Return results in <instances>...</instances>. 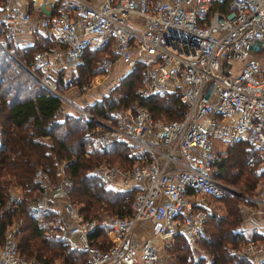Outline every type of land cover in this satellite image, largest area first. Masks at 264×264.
I'll return each mask as SVG.
<instances>
[{"label": "built area", "instance_id": "2783aa9c", "mask_svg": "<svg viewBox=\"0 0 264 264\" xmlns=\"http://www.w3.org/2000/svg\"><path fill=\"white\" fill-rule=\"evenodd\" d=\"M33 33L53 45L33 52L36 72H29L62 102L51 74L74 68L85 49L109 47L114 58L102 56L99 69L118 63L130 70L139 63L140 93H174L183 107L176 119L136 104L99 119L65 101L75 115L96 122L99 149L123 144L134 155L126 167L101 161L89 173L105 189L133 192L128 216L106 218L114 234L103 248L90 239L96 220L83 218L67 198L72 181L64 162L54 164L52 176L48 166L36 167L37 203L43 207L49 193L65 197L60 235L84 264H158L153 239L133 234L141 222H148L153 238L178 232L193 248L208 211L205 199L226 190L213 174L222 157L214 142L244 143L264 167V0H2L0 49L11 55V47ZM245 198L240 231L248 215L264 212V181ZM16 229L9 224L2 234L0 264H39L18 253ZM232 252L264 255V242L249 237Z\"/></svg>", "mask_w": 264, "mask_h": 264}, {"label": "trees", "instance_id": "16d2710c", "mask_svg": "<svg viewBox=\"0 0 264 264\" xmlns=\"http://www.w3.org/2000/svg\"><path fill=\"white\" fill-rule=\"evenodd\" d=\"M52 45L49 39L33 33L32 43L12 46V51L20 56V62L29 69L9 56L0 58V239L5 228L12 223L11 218L23 215L27 222L17 229V250L20 255L32 258L39 264H56V260L61 264H84L81 253L70 247L65 239L48 234L45 227L39 224L37 218H46L48 213L43 210L35 213L29 205L32 195L41 190L40 184L33 178V169L37 166L51 168L55 160H62L65 164L64 171L72 181L68 196L79 204L78 211L83 218L95 219L94 215L100 213L95 212L94 207L97 208L96 211L123 217L130 214L129 202L133 191L115 192L105 189L94 176L85 171L101 161L109 162L108 157L112 155L119 164L126 167L132 162L134 155L123 144H112L99 149L95 137L97 124L94 120H86L67 111L60 116V98L29 72L30 69L36 70L32 61L33 52ZM28 49L32 50L30 58L26 53ZM101 53V56L97 55ZM104 55L114 58L109 47L101 50L85 49L79 57L77 66L80 77L75 83L79 84L82 77L100 73L97 62ZM138 76L144 82L142 66L136 63L120 78L122 90L116 101H95L88 108H83L93 117L106 118L115 107L135 103L145 106L153 116L163 114L168 119L178 118L183 107L176 95L161 93L143 96L136 84ZM54 84L59 88L62 86V75L59 72L55 75ZM242 144L243 147L231 145L227 148L224 156L222 154L221 160L215 164L213 174L217 179H222L220 173L223 163L227 162L228 166L233 164L235 169L230 172L233 180L239 181L243 175V180L240 181L245 189L251 190L259 175L253 168L257 163V152ZM225 174H229L226 168ZM13 186L23 190V199L17 208L10 207L9 211H5L8 190ZM220 201L225 206V214L207 212L202 222L203 228L195 240L207 255V261L201 257L193 258L183 238L176 234L171 244L176 264H252L246 257L232 252L245 241L237 229L240 197L231 195ZM95 220L97 225L90 239L105 248L109 242L102 228L108 225L103 217ZM16 234L17 232L15 236ZM258 238L260 242H264V234ZM259 264H264V259Z\"/></svg>", "mask_w": 264, "mask_h": 264}, {"label": "rangeland", "instance_id": "374dc122", "mask_svg": "<svg viewBox=\"0 0 264 264\" xmlns=\"http://www.w3.org/2000/svg\"><path fill=\"white\" fill-rule=\"evenodd\" d=\"M31 52H32V50H30V49H28V52L26 51V53L29 54V58H30ZM97 55L101 56L102 53L97 54ZM8 56L11 57V59L13 61L15 60L22 67H24V68L26 67L25 65H23L22 62H20V60H19L20 56H18L14 51H12V47H11V55L5 53L4 51H2L0 49V58H4V57H8ZM78 63H79V61H78ZM77 64L75 65L74 68H71L68 70H61V69L56 70L54 73L51 74V76H52L51 82L54 81L55 75L57 72H59L62 75V86H61V88L57 87L56 84H54V86H56V90H55L56 93L64 99L63 102H62V100H60V104H61V109H60V113H59L60 116L65 111L73 113V110L71 109V107L69 105H67V103L65 101H69L71 104H76V105H79L82 107L84 106L87 108L89 105H91L95 101H100V102L101 101H109V100L116 101L120 95L121 90H122L121 83L119 82V80L121 77L126 75L127 72H129L131 70V69L130 70L124 69V67L118 63L112 64L106 70L99 69L100 73H97V74L92 75V76H88L86 78L82 77L79 80V84H78V83H75L77 78L80 77L79 67L77 66ZM262 66H263V75H264V58H262ZM25 69H29V68H25ZM35 72H36V70H35ZM115 76H118L119 79L117 80ZM144 82H145V80H144ZM144 82L141 79V76H138V79L136 80L138 90H140L144 86ZM134 105H135V103H132V104H128L127 106H134ZM136 105H138V104H136ZM121 107H125V106H121ZM118 108H120V106L115 107L114 110H116ZM114 110H111L109 113L111 114ZM110 114L106 118H101L98 116H96L95 118L108 119L110 117ZM158 116L162 117L163 119L169 118L163 114L158 115ZM214 144H215V147L221 151L223 156H224V153H226L227 148L231 145H233L232 147L235 146L236 148L241 147V146L243 147L242 143H237V144L234 143L231 145H225L221 142L215 141ZM256 157H257V163L253 168H254L255 172L259 173V175L255 179V182L253 184V188L251 190L245 189L244 188L245 186L242 184V181H240L241 179L243 180V175L241 178H239V181H238V179L235 181L233 180V176L230 173L235 169V166L233 164L231 166H228V163L224 162L222 169H221L220 176L222 177V179L220 178L219 180L226 187V190L223 191V194H222L220 199H223L225 197H229L231 195H236L237 197H240V201L238 203L239 219L241 218V215L243 212V211L241 212L240 206L243 203H248V200L245 198V196H249V195L254 194L255 189L258 187V185L261 182L263 183V181H264V167L260 163V157L258 156V154H256ZM108 158L110 160L109 163H118L116 161V158H114L113 155L109 156ZM59 161H62V160H59ZM59 161L55 160V162L53 163V167L50 168V172H51L50 175L51 176L54 172V168H55L54 164L58 163ZM104 162H108V161H104ZM121 166H123V165H121ZM35 168L33 169V172H34ZM91 168H88L85 171L86 174L91 175L89 173V170ZM225 168L229 174H225ZM32 175H33V173H32ZM112 191H114V190H112ZM115 192H118V191H115ZM120 192H127V191H120ZM8 194H9L8 202L4 208L5 211H9L8 209L10 207L11 208H17L19 202H21V200L23 199L24 192L20 187L13 186V187L9 188ZM38 195H39V193H35L34 195H32L31 200L29 202L30 207L32 206L35 213H38L40 210L47 211V213H48L46 218H42V217L37 218L39 224H41L42 226L45 227L44 229L46 230V232H48V234L51 233L53 235L59 236L60 238H63L60 235V230L62 228V224L65 222V218L63 216V211H62V203L64 202L65 197L61 198V196H58V198L54 199L52 194L50 196V193H49V195H48L49 198L46 200L45 205L42 207L41 205H39L37 203ZM12 196H15L13 202L10 201V198ZM67 198H68V200H70L69 196H67ZM220 199L214 200L211 198H206L205 202L207 203V206H208L207 212H215L216 214L224 215L225 214V206L220 201ZM72 200H70L71 203L78 209L79 204L76 203L74 200L73 201ZM96 209L97 208L94 207V211L97 213H100V214L94 215L95 219L99 220L103 217L106 220L107 217L113 216V215H110L104 211H102V212L99 210L96 211ZM89 215H91V214H89ZM14 217L11 218V220H12L11 224L16 225L17 229H19L21 226L25 225L27 222V220L25 218H23V215H18L17 218H16V215H14ZM98 222L100 223V221H98ZM145 227H146V224L136 226L135 229L133 230V234L136 237L141 238V239H143V238L153 239V242H154L155 247L157 249L158 264H176L175 254L171 250V244H172L176 234H179V233L173 232L171 234V237L167 238V239H160V238H156V237L153 238L147 229H145V231L141 232ZM55 228H58V230H55ZM202 228H203V226H202ZM17 229H16L17 234H16V236L14 235L16 242H17L18 233H19V231H17ZM102 230L104 231L106 237L108 235L113 236V234H114V232H111V230L106 226H103ZM180 236L185 241L187 249L189 248L191 250L190 251L188 249V251L191 252L190 255L193 258L201 257L205 262L207 261L208 257L204 252L201 256L197 255L198 249H201V248L199 246H197L196 241L193 243V248L188 247V244H187L186 240L184 239V237L182 235H180ZM107 239H108V237H107ZM56 264H61V263L58 260H56Z\"/></svg>", "mask_w": 264, "mask_h": 264}, {"label": "crops", "instance_id": "0c3cea01", "mask_svg": "<svg viewBox=\"0 0 264 264\" xmlns=\"http://www.w3.org/2000/svg\"><path fill=\"white\" fill-rule=\"evenodd\" d=\"M32 41H33V34L25 38L26 44L32 43ZM142 224H146V227L141 232L145 231V229L149 231L148 222H141L138 225H142ZM240 232L243 235L244 240H246L249 237H252V239L259 241L258 237L264 234V212L258 214L252 213L248 215V220L244 223V229H242ZM247 259L252 264H259V262L264 259V255L255 254L252 256H248Z\"/></svg>", "mask_w": 264, "mask_h": 264}]
</instances>
